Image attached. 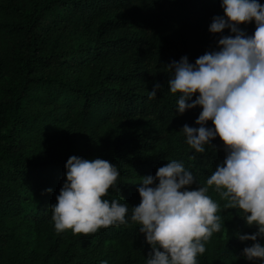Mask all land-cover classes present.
Here are the masks:
<instances>
[{
	"label": "trees",
	"instance_id": "obj_1",
	"mask_svg": "<svg viewBox=\"0 0 264 264\" xmlns=\"http://www.w3.org/2000/svg\"><path fill=\"white\" fill-rule=\"evenodd\" d=\"M221 2L0 0V264H147L150 245L130 219L140 203L141 176H154L177 160L203 186L226 155L218 136L212 141L216 148L205 145L204 153L187 144L181 129L198 127L202 108L177 114L179 94L168 88L172 73L166 66L182 56L195 63L216 48L221 34L208 29L213 16L224 15ZM57 22L80 35L74 48L54 51L47 45L43 30ZM240 27L251 35L256 26ZM228 34L225 29L223 35ZM57 60L80 79H55L43 71ZM155 83L162 87L149 99ZM207 126L214 127L211 121ZM63 136L80 145L61 146ZM73 155L117 166L120 191L110 188L103 199L127 203V223L88 236L70 229L46 237L40 233L45 244L35 252L36 244H28L17 230L29 222L37 232L54 228L50 205L63 183L46 175L34 180V175L65 168ZM207 194L217 199L222 227L205 243L197 264H260L241 255L252 241H240L237 233L256 230L241 218L243 211L225 208L227 201L214 188Z\"/></svg>",
	"mask_w": 264,
	"mask_h": 264
},
{
	"label": "clouds",
	"instance_id": "obj_2",
	"mask_svg": "<svg viewBox=\"0 0 264 264\" xmlns=\"http://www.w3.org/2000/svg\"><path fill=\"white\" fill-rule=\"evenodd\" d=\"M224 15L213 16L209 32L221 34L216 48L190 63L187 56L167 64L172 73L168 88L179 94L176 111L183 114L202 108L192 127L183 125L186 142L197 153L205 145L216 148L218 136L226 153L203 186L183 163L170 160L155 175L141 176L140 203L132 207L131 221L140 225L150 245L147 264H197L205 243L221 231L219 205L210 188L227 201L225 208H239L252 233L241 255L264 264V4L258 0H222ZM255 23L249 35L240 25ZM225 29L230 34L223 35ZM155 83L149 99L161 89ZM195 96V98H193ZM211 121L214 127H208ZM66 180L52 208L55 230L88 236L100 228L127 223L128 204L103 199L117 187L120 172L111 162L70 156ZM195 185V187H193ZM46 191L51 192V189Z\"/></svg>",
	"mask_w": 264,
	"mask_h": 264
},
{
	"label": "rangeland",
	"instance_id": "obj_3",
	"mask_svg": "<svg viewBox=\"0 0 264 264\" xmlns=\"http://www.w3.org/2000/svg\"><path fill=\"white\" fill-rule=\"evenodd\" d=\"M62 25L61 22H57L56 26H59V28H53L52 25H50L46 30H43V34L48 38L47 41V45L51 46L54 51H57L59 49H63V50H69L70 48H74L80 41H81V37L80 35L74 33V31L70 28V27H66V28H60V26ZM76 50V49H74ZM43 71H51L52 75L50 77H54L55 79H58L60 77V75H62V79H74V80H79V76L71 71L70 68L66 67V64L64 62H61L60 60L54 61L52 63H50L49 65H47V67H45L43 69ZM57 82L55 83H49L48 84V88L52 89L56 86ZM59 143L61 144V146L63 145H69L70 143H72L73 146H79V142L76 141H72V139L69 136H63V138H61V140L59 139ZM68 150V149H65ZM69 151V150H68ZM43 174L41 175V173L39 174V176L34 175V180H42V177L44 175L50 177V179L55 182L57 185H60L62 183L65 182L66 180V168H62L60 170H57L54 173L49 172L48 170L45 169L44 172H42ZM50 174V176H49ZM213 198V197H211ZM218 198V196H217ZM214 201L216 202L217 199L214 198ZM28 219V217H26ZM17 220H21V218L17 219ZM24 220V218H23ZM25 221V220H24ZM29 222V221H28ZM30 224L24 225L22 224V227L18 228V232L22 235V239H26L28 241V244H32L35 243L36 244V249L35 252H40L39 249L43 248L44 240H41V237H39L40 233L43 234L44 237H46L47 235H49L50 233H54L55 231V227H49L47 229H45L44 231H40L37 232L32 228V224L31 222H29ZM52 236V235H50ZM35 237V239H34ZM40 242H37V239ZM41 246V248H40Z\"/></svg>",
	"mask_w": 264,
	"mask_h": 264
}]
</instances>
